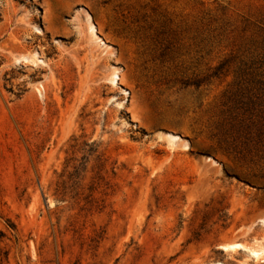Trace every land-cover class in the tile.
<instances>
[{
  "label": "rangeland",
  "instance_id": "rangeland-1",
  "mask_svg": "<svg viewBox=\"0 0 264 264\" xmlns=\"http://www.w3.org/2000/svg\"><path fill=\"white\" fill-rule=\"evenodd\" d=\"M264 0H0V264H264Z\"/></svg>",
  "mask_w": 264,
  "mask_h": 264
},
{
  "label": "bare ground",
  "instance_id": "bare-ground-1",
  "mask_svg": "<svg viewBox=\"0 0 264 264\" xmlns=\"http://www.w3.org/2000/svg\"><path fill=\"white\" fill-rule=\"evenodd\" d=\"M222 250L224 251H231V250H237V249H242V250H248L249 254L255 258V259H264V248L260 246H255L252 248H247L241 243H227V244H222L219 246Z\"/></svg>",
  "mask_w": 264,
  "mask_h": 264
}]
</instances>
